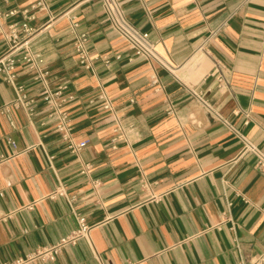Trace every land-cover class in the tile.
Listing matches in <instances>:
<instances>
[{"label": "crops", "instance_id": "crops-1", "mask_svg": "<svg viewBox=\"0 0 264 264\" xmlns=\"http://www.w3.org/2000/svg\"><path fill=\"white\" fill-rule=\"evenodd\" d=\"M118 2L171 70L135 54L102 0L6 5L20 11L11 20L33 16L29 46L43 62L20 61L14 82L0 78V106L11 104L0 112V264L57 244L78 216L89 239L26 264L248 261L264 251V169L231 126L264 153V0ZM73 21L89 36L91 70L76 60ZM7 49L0 35V55ZM18 86L31 118L13 105ZM60 86L73 142L88 141L79 151L44 100Z\"/></svg>", "mask_w": 264, "mask_h": 264}, {"label": "built area", "instance_id": "built-area-1", "mask_svg": "<svg viewBox=\"0 0 264 264\" xmlns=\"http://www.w3.org/2000/svg\"><path fill=\"white\" fill-rule=\"evenodd\" d=\"M9 1L10 0H0V35L3 36L8 45L7 51L0 55V78L9 82H14L16 77V67L20 61L29 63L34 67L39 66V64L43 62V59L39 53L34 52L29 46V41L36 32V29L29 24V21L33 16L24 15L22 19L11 20V18L20 13V11L16 8L6 7ZM102 3L113 28L125 39L131 49L134 50L135 54L156 60L167 69L171 70L170 67L159 57L155 43L150 39L149 34L139 29L127 18L118 0H102ZM38 5L42 7L44 4L38 2ZM23 14H25V11H23ZM72 27L75 31V41L73 46L76 53V60L81 67L86 70H91L93 69L94 58L90 55L89 51V36L85 31H77L78 22L73 21ZM208 41V38L205 39L198 50H205L204 47ZM42 74L46 75L48 74V71H43ZM212 74L217 76L219 89L228 90L230 88L229 82L223 71V65L215 59L213 60ZM157 81V79H154L153 82ZM63 90L64 86H60L56 90H49L45 94L44 100L47 102L49 115L56 118V126L62 132L63 138L69 142V147L74 151H79L88 143V141L86 140L81 143H75L72 140V126L69 123L68 114L61 109L62 100H60V97L63 94ZM18 92L19 96L13 102V105L15 107H24L28 116L31 118L35 113L32 105L33 100L28 99L22 86H18ZM197 97L211 109L209 103L203 97L200 95H197ZM106 106L108 107L109 105L107 104ZM10 109L11 104L0 106L1 113H8ZM167 110L169 113L174 112V103L169 102ZM246 116L249 117V114L246 113ZM248 119H246V123L249 121ZM231 129L243 142L241 152L245 153L251 151L255 153L258 158L256 161V167L264 169V153H262L260 149L239 130L232 126ZM12 144L15 146L14 142H12ZM77 218L78 227L68 236L61 238L57 244L45 246L24 257H19L13 262H7L5 264H26L36 258L42 260H54L65 244L69 242L74 243L82 237L89 239L90 227L87 225L85 218L83 216H78ZM121 264H138V262L128 261ZM238 264H264V251L253 255L248 261L241 260Z\"/></svg>", "mask_w": 264, "mask_h": 264}]
</instances>
